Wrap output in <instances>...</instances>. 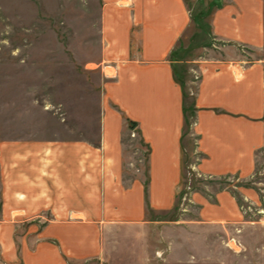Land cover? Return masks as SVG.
Here are the masks:
<instances>
[{"label": "crops", "instance_id": "0c3cea01", "mask_svg": "<svg viewBox=\"0 0 264 264\" xmlns=\"http://www.w3.org/2000/svg\"><path fill=\"white\" fill-rule=\"evenodd\" d=\"M101 1L99 64L114 74H105L98 119L75 121L74 132L62 123L74 138L0 139V264H162L163 253L166 264H227V252L212 249L222 237L210 232L242 223L228 191L214 203L196 194L197 219L171 226L148 219L175 210L184 180L188 126L176 73L194 23L189 4ZM207 32L209 57L185 64L200 77L192 100L196 169L248 179L264 151L263 0H223ZM129 134L146 148L144 173L136 161L126 168Z\"/></svg>", "mask_w": 264, "mask_h": 264}, {"label": "rangeland", "instance_id": "374dc122", "mask_svg": "<svg viewBox=\"0 0 264 264\" xmlns=\"http://www.w3.org/2000/svg\"><path fill=\"white\" fill-rule=\"evenodd\" d=\"M186 1L194 23L179 51L183 65L178 72L191 95L198 82H193L195 76L185 64L209 57L208 48L212 46L205 42L210 40V17L223 0ZM101 6V0H0V139L48 134L74 138V133L70 135L64 129L65 122L74 132L75 121L90 123L98 119L105 74H114L111 68L103 72L99 64ZM194 97L191 95L188 104ZM192 112L177 206L169 213L150 211L148 219L164 221L168 226L197 219L201 206L194 204L196 194L214 203L215 193L228 191L238 199L242 223L221 230L214 228L210 237L222 240L212 243V249L217 255L225 250L227 264H264V151L259 155L257 171L248 179L200 176L195 171L200 158L196 157L197 143L192 132L194 108ZM82 132L84 135L87 131ZM131 135L125 138L126 168H132L136 161L144 173L148 169L146 148ZM243 188L253 196L242 197L239 190ZM229 238L242 245L239 252L222 246ZM161 246L168 248L164 243ZM157 258L166 264L164 253Z\"/></svg>", "mask_w": 264, "mask_h": 264}, {"label": "trees", "instance_id": "16d2710c", "mask_svg": "<svg viewBox=\"0 0 264 264\" xmlns=\"http://www.w3.org/2000/svg\"><path fill=\"white\" fill-rule=\"evenodd\" d=\"M176 80L180 83V85L182 86V88L184 89V100H185V107H184V111H185V121H186V125L188 127H190V121H189V116L192 112V109H193V102L189 103L188 104V100L189 98L191 97V95L189 93L186 92V84L185 82L183 81L182 77L180 76V73L177 72L176 73ZM133 122H130V126L133 127Z\"/></svg>", "mask_w": 264, "mask_h": 264}, {"label": "built area", "instance_id": "2783aa9c", "mask_svg": "<svg viewBox=\"0 0 264 264\" xmlns=\"http://www.w3.org/2000/svg\"><path fill=\"white\" fill-rule=\"evenodd\" d=\"M195 79H196V80H194V82L199 81L200 77L197 76V75H195ZM191 90H192V89H191ZM191 95L194 96L195 93L191 92ZM133 136H135V134H133ZM195 171H196V167H195ZM195 173H197V172H195ZM197 175H199V173H197ZM200 176H202V175H200ZM242 210H244V209H242ZM225 244H226V246H227L229 249L234 250V251H236V252H239V251L241 250V247H242L241 244H238V243L236 242V240H235V239H232V238H229V239L225 242ZM233 245H234V246H233ZM237 249H238V250H237Z\"/></svg>", "mask_w": 264, "mask_h": 264}]
</instances>
